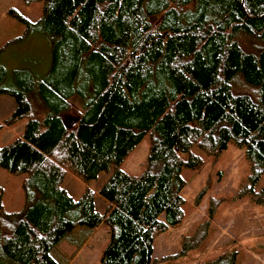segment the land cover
I'll list each match as a JSON object with an SVG mask.
<instances>
[{
	"label": "trees",
	"instance_id": "trees-1",
	"mask_svg": "<svg viewBox=\"0 0 264 264\" xmlns=\"http://www.w3.org/2000/svg\"><path fill=\"white\" fill-rule=\"evenodd\" d=\"M22 1L41 2V14L7 10L24 25L16 41L42 34L49 66L36 77L0 64V95L14 101L1 125L24 120L0 146L23 192L22 208L4 213L0 190V264H63L55 246H79L100 225L98 264H151L154 236L182 218L181 169L203 164L192 147L212 157L242 147L244 193L264 201V186L252 190L264 176V0ZM72 98L80 109L66 121ZM144 137L132 176L121 164ZM109 168L102 212L88 187L76 200L61 187L66 172L85 184Z\"/></svg>",
	"mask_w": 264,
	"mask_h": 264
},
{
	"label": "rangeland",
	"instance_id": "rangeland-1",
	"mask_svg": "<svg viewBox=\"0 0 264 264\" xmlns=\"http://www.w3.org/2000/svg\"><path fill=\"white\" fill-rule=\"evenodd\" d=\"M14 9L30 22L41 14V2L24 3L22 0H0V64L6 69L26 68L36 77H42L49 66V43L38 32L17 40L24 25L9 15ZM66 121L80 109L76 98L70 99ZM33 103V111L37 110ZM14 109V101L0 95V125ZM64 117V118H65ZM23 119L0 127V146L9 144L19 136ZM147 137H144L122 162L121 168L137 176L144 167ZM190 152L203 160L197 170L182 168L180 176L184 186L180 191L183 199L182 218L175 226H168L154 236L151 264H264V201L255 202L248 195L245 185L249 166L244 159L243 148L229 143L217 157L204 156L195 147ZM111 168L99 172L88 183L81 182L66 172L61 187L76 200L85 187L92 190L94 205L102 212L105 203L96 195L97 188L106 180ZM21 175L9 174L0 168L2 212H18L23 206ZM264 186L261 176L253 186L258 193ZM78 233H73L74 238ZM79 246L75 240L62 239L54 248V255L63 264H98L99 254L106 243L107 234L100 225L84 234ZM217 259H220L218 261Z\"/></svg>",
	"mask_w": 264,
	"mask_h": 264
}]
</instances>
